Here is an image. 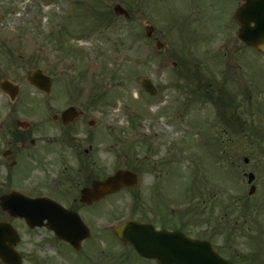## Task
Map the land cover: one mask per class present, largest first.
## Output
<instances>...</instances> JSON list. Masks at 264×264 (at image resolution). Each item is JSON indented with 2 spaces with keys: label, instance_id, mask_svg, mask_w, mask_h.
<instances>
[{
  "label": "rangeland",
  "instance_id": "1",
  "mask_svg": "<svg viewBox=\"0 0 264 264\" xmlns=\"http://www.w3.org/2000/svg\"><path fill=\"white\" fill-rule=\"evenodd\" d=\"M115 3L128 10L129 20L113 13ZM93 5L106 15L93 12ZM235 5L233 0H0V78L20 84L12 101L0 89V142L9 139L17 119L35 122V114L53 111L49 99L60 105L69 98L84 102L100 92L99 139L112 143L99 147L103 178L125 166L138 175L132 187L103 198V224L146 219L208 238L235 264L251 257L248 264H264V215H258L264 203L255 200L264 194V141H259L264 53L240 55ZM143 19L165 41L161 49L145 35ZM243 58L255 70L244 71ZM35 67L51 76V95L27 82ZM141 77L152 80L156 94L143 89ZM234 111L246 119L236 130L225 121ZM251 122L256 133L249 131ZM242 169L254 172L251 195ZM111 240V234L103 235L107 256L96 264H156L125 246L116 251Z\"/></svg>",
  "mask_w": 264,
  "mask_h": 264
},
{
  "label": "flooded vegetation",
  "instance_id": "2",
  "mask_svg": "<svg viewBox=\"0 0 264 264\" xmlns=\"http://www.w3.org/2000/svg\"><path fill=\"white\" fill-rule=\"evenodd\" d=\"M234 1L242 8L252 10L258 7L254 2ZM261 7L264 8V5ZM153 38L156 39V36ZM237 49L245 58L248 51L252 52L251 58L263 53L243 40H238ZM245 58L241 67L244 71H251L255 66L246 65ZM244 91L250 99L246 86ZM56 100L47 101V106L53 107V111L35 114V122L27 126L15 125L9 132V139L0 142L1 165L5 170L4 175H0V264H90L91 261L96 264L97 258L104 253L103 220L100 217L103 198L110 194L87 199L81 197L83 188L103 179L102 167L98 164L99 147L102 143L112 144L99 139L102 134L98 118L99 97L91 94L84 102L69 98L62 105ZM66 107L74 109L71 114L62 117L61 112ZM247 126L249 130L258 129L252 122ZM9 167L15 168L10 170ZM242 173H246L244 169ZM15 190L30 197L42 198L36 205L38 211L47 213L63 207L77 212L88 227L89 236L76 248L57 237L46 224V218H42L41 224L30 226L16 213L22 204L19 197L12 195ZM255 200L264 203V194L262 198L255 197ZM88 212L91 219L86 217ZM258 215H264V210L260 209ZM111 238L115 249L117 240ZM50 249L55 251V256L49 252ZM249 260L247 258L245 264Z\"/></svg>",
  "mask_w": 264,
  "mask_h": 264
},
{
  "label": "water",
  "instance_id": "3",
  "mask_svg": "<svg viewBox=\"0 0 264 264\" xmlns=\"http://www.w3.org/2000/svg\"><path fill=\"white\" fill-rule=\"evenodd\" d=\"M113 10L116 14H124L128 16L127 11L120 5L115 4ZM239 21L238 37L245 38L248 44L264 48V19L263 18H242L240 9L235 13ZM254 22V26H250V22ZM146 33L150 34L153 27L145 24ZM160 47V46H158ZM27 80L37 86L44 92L50 91L51 79L40 69H34L27 75ZM143 87L153 94L155 88L149 79L141 78ZM0 87L6 91L10 98L13 99L18 92V84H14L6 78L0 79ZM18 124H25L18 121ZM253 175L248 174V181L252 180ZM136 175L128 170H117L114 174L106 177L100 182H94L92 186L83 189L82 198L98 197L108 192L115 191L122 186L132 185L136 182ZM254 186H251L252 191ZM25 198V197H24ZM26 218L28 223H32L31 213L23 210L20 212ZM68 222L58 232V235L77 244L82 238L83 233H74L72 228L78 226L79 217L73 213H68L63 217ZM57 221V219H56ZM81 223V222H80ZM81 225V224H80ZM55 230H59V226L55 223L52 225ZM81 230V227L78 226ZM114 233L123 242L131 244L136 251L145 257L156 258L157 264H230V262L213 249L208 240L192 239L185 236L180 231H167L165 229H155L150 223H142L135 220H125L114 227Z\"/></svg>",
  "mask_w": 264,
  "mask_h": 264
},
{
  "label": "trees",
  "instance_id": "4",
  "mask_svg": "<svg viewBox=\"0 0 264 264\" xmlns=\"http://www.w3.org/2000/svg\"><path fill=\"white\" fill-rule=\"evenodd\" d=\"M101 2V1H100ZM93 7V10L95 11V12H98V13H102V12H104V11H102L101 9H99L98 7H96V5L94 6H92Z\"/></svg>",
  "mask_w": 264,
  "mask_h": 264
}]
</instances>
